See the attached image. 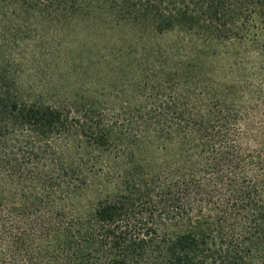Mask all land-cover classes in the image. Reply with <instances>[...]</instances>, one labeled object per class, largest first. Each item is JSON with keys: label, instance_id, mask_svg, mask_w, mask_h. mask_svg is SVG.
<instances>
[{"label": "trees", "instance_id": "16d2710c", "mask_svg": "<svg viewBox=\"0 0 264 264\" xmlns=\"http://www.w3.org/2000/svg\"><path fill=\"white\" fill-rule=\"evenodd\" d=\"M114 55L128 136L172 159L79 207L108 168L92 90ZM30 58L49 88L80 84L77 110L21 95ZM0 264H264V0H0Z\"/></svg>", "mask_w": 264, "mask_h": 264}, {"label": "rangeland", "instance_id": "374dc122", "mask_svg": "<svg viewBox=\"0 0 264 264\" xmlns=\"http://www.w3.org/2000/svg\"><path fill=\"white\" fill-rule=\"evenodd\" d=\"M76 31L81 35H88L92 28L87 22L86 25L79 24L77 29H74L75 33ZM103 34L99 33V35ZM109 34L121 37L119 32L113 31ZM107 36L109 39L110 35L107 34ZM108 39L106 40L112 41ZM25 55L26 58L30 57L29 54ZM30 65L31 58L25 60L24 66L19 68L21 70L18 75L22 85L20 93L24 98L55 106L68 104L71 105L73 111L77 110L81 103L78 99L83 91L79 83L73 85L69 82L63 90L57 92L49 88L48 84L41 83V78L36 79ZM91 68L93 73H95V68L97 71L96 64L91 65ZM95 78L100 85L98 88L97 84L92 93L97 92L98 105L100 109L104 108L107 112V118H109L107 123L111 128L112 148L101 152L103 158L108 162V168L106 167L95 174L92 184L80 197L78 206L84 208L95 204L98 198L114 191L119 185H123L124 188L134 179L137 181L142 178L150 179L152 175L163 173L168 162L172 159L170 149L164 148L161 142L151 138L128 136V55L110 57L103 63L101 71L95 74ZM103 85H107V87L102 92L100 86ZM66 96H70V100L66 101L69 103L64 102L68 99ZM76 98L77 102H74ZM129 171L134 173L133 178L128 175Z\"/></svg>", "mask_w": 264, "mask_h": 264}]
</instances>
